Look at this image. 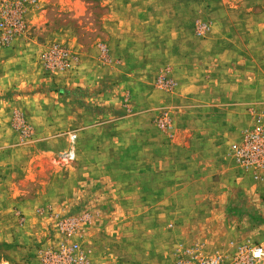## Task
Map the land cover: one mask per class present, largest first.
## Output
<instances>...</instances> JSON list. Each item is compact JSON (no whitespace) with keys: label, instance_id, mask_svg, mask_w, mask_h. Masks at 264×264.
<instances>
[{"label":"rangeland","instance_id":"rangeland-1","mask_svg":"<svg viewBox=\"0 0 264 264\" xmlns=\"http://www.w3.org/2000/svg\"><path fill=\"white\" fill-rule=\"evenodd\" d=\"M219 3L0 0V49H43L35 82L0 88V264H53L63 245H78L89 264H174L186 247L212 254L232 242L264 243V172L256 178L241 171L228 154L264 114V22L257 28L262 36L253 39L257 49H240L221 61L212 52L228 26ZM85 49L99 50L95 62H81ZM109 49H153L156 60L172 49L177 53L149 83L147 54L124 66V55ZM78 71H96L98 82L67 84ZM161 76L171 87L160 86ZM146 112L154 113L152 123L166 137L175 134L173 141L178 135L186 144L190 132L196 135L197 180L181 174L175 213L172 198L164 199V213L126 208L124 197L106 198L115 183L86 176L93 170L80 164L79 147L106 143L101 120L112 118L124 129V118L137 117L127 129L143 125L136 115ZM176 126L190 130L180 135ZM45 143L51 151L43 150ZM70 150L73 159L63 155ZM27 164L43 166V178L57 173L47 201L30 212L18 201L32 197L40 182L24 176ZM14 187L25 194L13 198L7 189Z\"/></svg>","mask_w":264,"mask_h":264},{"label":"crops","instance_id":"crops-1","mask_svg":"<svg viewBox=\"0 0 264 264\" xmlns=\"http://www.w3.org/2000/svg\"><path fill=\"white\" fill-rule=\"evenodd\" d=\"M218 7L224 14L221 16V21H227L228 26L220 31V49H212L213 54L219 55L221 61H224L231 60L227 59L225 55L237 54L240 49H257L253 39L262 36L257 28L259 22H264V0H220ZM230 22L233 24L230 25ZM163 50L166 54L169 52V49ZM172 50L168 55L157 60L153 56V49H144L142 51L139 49L138 51L137 49H109V52L124 55L121 57L122 61H120V65L124 64V66L127 63L131 65L133 62L142 60L143 54H147L144 69L147 70L146 76L149 83H151L154 80L153 71L159 69V66L174 60L173 55L177 53V50ZM41 52H43V49H0V88H8V86H13L16 83L35 82L38 78L37 60ZM98 52V49H85L81 55V62L86 58L95 62ZM70 76L66 81L67 84H77L79 82L96 83L99 79L96 71L94 73L82 71L80 73L78 71L76 77ZM4 100L0 98V105H3L2 102ZM149 108L148 105L147 110ZM141 112L139 110L137 114ZM11 114L12 111H10V117H12ZM153 114L146 112L136 115L144 119V124L141 126L131 125L127 129L128 124L137 122L135 119L137 117L124 118V122L127 124L124 125V129H122L123 125L119 129L118 122H113L112 118L110 120H101L99 123L101 128L107 127V131L102 132L103 136L107 138L106 143L102 145L94 144L90 148L79 147L80 164L91 166L93 171L92 173H87L86 176L90 175L93 179L101 178L104 181L115 183L116 189L110 190L106 198L114 197L116 199L124 197L126 208L140 206L142 212L161 211L160 213L165 212V206L162 205L164 199L172 198V213H175V208H177L175 207V199H177L176 204L179 206V199L182 196L180 189L181 174L188 172L186 175H188L187 179L190 182H196L197 180L195 174L197 165L196 135L190 132V137L186 144L182 143L178 135H176V141H173L175 134L172 133V137L168 138L162 129L152 123ZM77 119L81 120L83 116H77ZM95 126L94 130L99 132V127H97L99 125L96 124ZM174 128L180 135L185 130H190L189 126H176ZM124 134H126V141L116 140V138L120 139L119 136ZM42 146H44V151H51L53 148L50 143H45ZM228 154L230 155L229 149ZM182 155H188V157L186 158ZM230 157L236 167L241 170L242 168L233 157L231 155ZM35 160H37V154L31 159L32 162ZM42 168L43 166H35L33 169L32 164H27L23 168L25 177L29 176L40 182L32 197L18 201L23 210L30 212L36 209L37 205L45 203L50 188L54 187L57 182V173L48 172L46 173L48 178H43ZM25 172H28V174H25ZM18 175L22 176L20 169L18 170ZM11 181L17 183L18 180L12 179ZM13 189V191L7 189L13 198L25 194V191H21L18 187ZM77 192V194L80 193L79 190ZM95 197L101 198V195ZM150 208L151 210H149ZM154 208L155 210H153Z\"/></svg>","mask_w":264,"mask_h":264},{"label":"built area","instance_id":"built-area-1","mask_svg":"<svg viewBox=\"0 0 264 264\" xmlns=\"http://www.w3.org/2000/svg\"><path fill=\"white\" fill-rule=\"evenodd\" d=\"M159 83L161 87H171V81L165 76L159 78ZM229 153L244 171L256 178L261 176L264 172V114H259L254 124L230 144ZM63 155L73 159L75 152L70 150ZM77 247L63 245L58 255H53V264H67L69 260H75L76 264H89L86 255ZM174 264H264V243L232 242L212 254H205L199 247H186L178 250Z\"/></svg>","mask_w":264,"mask_h":264}]
</instances>
